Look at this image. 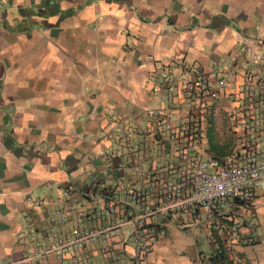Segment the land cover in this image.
<instances>
[{
	"label": "crops",
	"instance_id": "crops-1",
	"mask_svg": "<svg viewBox=\"0 0 264 264\" xmlns=\"http://www.w3.org/2000/svg\"><path fill=\"white\" fill-rule=\"evenodd\" d=\"M244 39L264 50V0H0V260L22 253L18 232L40 224L68 174L86 179L80 154L99 149L109 111L148 104L150 69L172 59L207 67L243 52ZM27 194L47 202L32 207ZM239 208L185 227L164 219L144 264H223L211 259L218 250L230 264H264V187ZM60 261L72 258L42 264Z\"/></svg>",
	"mask_w": 264,
	"mask_h": 264
},
{
	"label": "built area",
	"instance_id": "built-area-1",
	"mask_svg": "<svg viewBox=\"0 0 264 264\" xmlns=\"http://www.w3.org/2000/svg\"><path fill=\"white\" fill-rule=\"evenodd\" d=\"M254 41L244 39L243 52L207 67L172 59L150 69L148 104L109 111L110 123L94 137L99 149L80 154L86 179L68 174L40 224L27 219L18 232L22 253L0 264H42L50 256H71L69 264H144L164 219L185 227L234 204L249 208L256 187H264V50ZM216 109L234 131L236 146L224 155L210 150L205 135ZM25 200L35 208L47 202L30 194ZM231 235L254 240L234 229Z\"/></svg>",
	"mask_w": 264,
	"mask_h": 264
},
{
	"label": "rangeland",
	"instance_id": "rangeland-1",
	"mask_svg": "<svg viewBox=\"0 0 264 264\" xmlns=\"http://www.w3.org/2000/svg\"><path fill=\"white\" fill-rule=\"evenodd\" d=\"M205 135L208 138L210 150L216 154L221 153V155H224L223 150H228L229 148L232 149V147L236 146L234 131L232 130L230 119L220 109H216L214 111V118L210 122V125L205 129ZM212 140H215L216 142L218 141L220 143L222 151L215 150L211 147ZM193 231L198 236L200 245L206 253L208 251V247L205 239V233L197 226L193 229Z\"/></svg>",
	"mask_w": 264,
	"mask_h": 264
},
{
	"label": "trees",
	"instance_id": "trees-1",
	"mask_svg": "<svg viewBox=\"0 0 264 264\" xmlns=\"http://www.w3.org/2000/svg\"><path fill=\"white\" fill-rule=\"evenodd\" d=\"M211 259L214 261H224L223 264H230V261L226 260L227 259V255L225 254V252L223 250H218V252L211 257ZM227 261V262H226Z\"/></svg>",
	"mask_w": 264,
	"mask_h": 264
}]
</instances>
